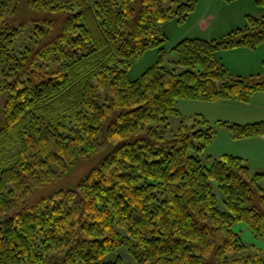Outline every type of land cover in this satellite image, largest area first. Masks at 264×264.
<instances>
[{
  "label": "trees",
  "instance_id": "1",
  "mask_svg": "<svg viewBox=\"0 0 264 264\" xmlns=\"http://www.w3.org/2000/svg\"><path fill=\"white\" fill-rule=\"evenodd\" d=\"M173 1L0 0V264H44L53 250L57 264H123L104 257L124 244L134 264H264L233 230L264 238V171L232 154L202 161L216 127L264 136V120L175 107L264 92V73L234 75L217 57L264 44V14L220 38L178 39L167 66L158 24L196 7ZM153 49L156 63L130 79Z\"/></svg>",
  "mask_w": 264,
  "mask_h": 264
},
{
  "label": "rangeland",
  "instance_id": "2",
  "mask_svg": "<svg viewBox=\"0 0 264 264\" xmlns=\"http://www.w3.org/2000/svg\"><path fill=\"white\" fill-rule=\"evenodd\" d=\"M187 1L188 0H179V2ZM165 3L172 6L176 4L173 0H165ZM209 11L215 13L217 17V19L212 23V27L203 32L196 31L191 24L193 25L198 17ZM262 14H264V8L259 6L256 0H196L195 10L188 15L184 22L179 23L177 19L172 18L165 19L158 24L159 33L166 37L163 47L166 49L167 53L162 64L167 66L174 65V55L172 52H169L170 44L180 32H186L187 36L190 37L197 36L201 38H204L203 36H207L208 32H212V36H215L213 38H220L230 30L237 27H243L247 24V15L260 17ZM158 56L159 55L156 49L147 51L140 59L131 64L128 70L129 78L135 79L139 77L149 66L156 63ZM261 57L264 58V51L259 50L255 52L254 50H249L246 55H242V53L236 51L228 52V54L224 56V59L227 66H229L231 70L236 72L242 70L244 72L249 63L253 68L255 66L254 61ZM259 68L261 71H264V64L262 63ZM179 120L180 119L177 116H169L168 123L170 127L166 131L167 135H170L171 133L170 128L175 129L177 127ZM7 143L8 142L6 141L4 144L6 145ZM207 149L208 148L203 151L202 161L204 165L210 166L211 162L206 157ZM3 153L4 151L1 149L0 156H2L1 154ZM212 186L214 193L216 194L219 207L224 209L223 196L220 189L217 187L215 182H212ZM233 230L240 235L241 239L247 246L250 247L252 252H264V238L253 235L244 223L240 222L234 224ZM63 254L64 252L60 250L49 251L44 264L59 263L62 260ZM118 257L122 259L123 264H134L135 262V259L132 253L128 250V246L126 244L119 247L116 251L107 254L104 257V260H114Z\"/></svg>",
  "mask_w": 264,
  "mask_h": 264
},
{
  "label": "crops",
  "instance_id": "3",
  "mask_svg": "<svg viewBox=\"0 0 264 264\" xmlns=\"http://www.w3.org/2000/svg\"><path fill=\"white\" fill-rule=\"evenodd\" d=\"M210 4V3H209ZM217 19L215 13L206 12L197 18L191 26L196 31L203 32L212 27V23ZM187 36L186 32L177 34L170 46L178 39ZM206 39H211L212 32H208ZM250 49L235 48L229 50H220L217 52V57L225 65V67L234 75L248 76L251 74L261 73L259 66L263 63L264 58L261 57L254 61L255 66L252 68L249 63L246 70L233 71L225 62L224 56L228 52L236 51L242 55L248 54ZM264 51V44L259 46L255 52ZM255 68V70H254ZM175 107L182 116L192 117L196 114H201L211 122L227 121L235 123H251L264 120V92H256L251 97L250 101L244 102L239 100L219 99L213 102L178 99ZM207 155L218 157L222 154H232L241 157L253 171H264V136L245 137L233 139L225 126L216 127V133L211 143L206 147ZM205 148V149H206ZM213 151V152H212Z\"/></svg>",
  "mask_w": 264,
  "mask_h": 264
}]
</instances>
